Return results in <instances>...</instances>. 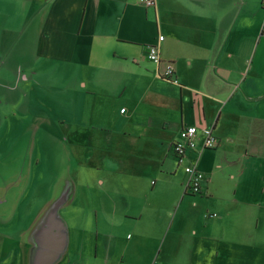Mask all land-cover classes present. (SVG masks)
<instances>
[{
  "label": "crops",
  "instance_id": "obj_1",
  "mask_svg": "<svg viewBox=\"0 0 264 264\" xmlns=\"http://www.w3.org/2000/svg\"><path fill=\"white\" fill-rule=\"evenodd\" d=\"M20 2L26 21L19 27L0 10V119L3 107L13 114L4 122L12 127L7 147L0 142V166L9 162L0 205L26 197L36 177L37 194L50 196L34 221L52 223L44 250L52 264H95L106 247L114 264L253 257L245 227L258 231L264 216L263 0ZM153 44L161 62L148 58ZM169 63L174 80L163 77ZM187 125L198 127V147L180 162L173 143ZM205 126L218 137L214 148L203 147ZM187 165L205 174L199 194L186 190ZM17 202L14 210L25 198ZM70 207L95 214L84 247L68 243ZM11 213L0 216L6 225ZM34 223L5 233L14 264H24L17 246L26 255ZM257 256L264 264V250Z\"/></svg>",
  "mask_w": 264,
  "mask_h": 264
},
{
  "label": "rangeland",
  "instance_id": "obj_2",
  "mask_svg": "<svg viewBox=\"0 0 264 264\" xmlns=\"http://www.w3.org/2000/svg\"><path fill=\"white\" fill-rule=\"evenodd\" d=\"M7 8L8 12L6 15V21L9 25V27H19V25H21L23 23V21H26L25 16L21 17L19 16V13H21L22 9H21V2L20 0H6L4 1L1 5H0V10L1 8ZM4 11L2 10L0 13H3ZM3 19V17H2ZM3 22V21H2ZM1 113H2V117L0 119V142L1 145L3 146V148H6V144H4V142H7L8 138H11L12 136V127H10V130L7 129V126L5 125L4 122L7 121H11L13 120V114L7 112L5 110V108L3 107L1 109ZM10 115L9 118H7V116ZM11 134V136H7ZM6 146V147H4ZM52 158L53 161L49 162L46 164V172L49 174L50 179L52 177V175H54V168H55V163L54 160L56 158L57 155V150L56 149H52ZM56 150V154L54 155V152ZM40 149L36 148L34 154H39ZM14 153V152H13ZM16 153V152H15ZM64 155V154H63ZM60 156V154H59ZM69 162L67 161V158L62 159V168H60L59 174L63 175L64 172L62 170H64V168L66 167V163ZM0 166V173L1 170H7L9 167V162H2ZM36 174L37 171H34ZM63 172V173H62ZM37 175V174H36ZM58 175V173H56V176ZM9 181V177L7 176V174L0 176V192H5L6 188L4 185H6V181ZM49 180V179H48ZM34 181H36L35 185H30L28 187L29 189V194H26V197L23 195L19 196V198H17L16 200L19 202L20 200L23 201V199L25 198V202H22V206L20 207V209L14 210V204L15 201L13 199L14 196L10 197L9 203L7 205L5 204H1L0 205V216H4L6 218V215L8 216V214L11 216H9L8 218L10 220H12V224L11 225H6V220H4L2 217H0V264H14V262L16 261V259L18 257H15V253L14 255L11 257L8 255L6 256V250H4V244L5 241L3 238H5V233H15L18 232V229H24L27 230L29 229L30 225L33 224L37 219V216L40 214L41 211V207L43 206V202L46 198L50 197V196H45L41 197L39 194H37L36 190H37V179L36 177H34ZM50 181V180H49ZM48 182V181H47ZM53 181H51L52 183ZM12 199V200H11ZM14 200V201H13ZM193 200V199H192ZM17 202V203H18ZM187 203V201L185 202ZM188 203H190V200L188 201ZM13 204V205H11ZM12 207V209H11ZM190 208H194V207H190ZM19 210V211H17ZM90 212V211H89ZM261 214L264 215V210H260ZM64 215L66 216L67 220L70 222V228L71 230H68V234L70 236V241L68 242L71 248H74L75 246L77 247H84L86 246V242L88 238H93V233L97 228V225H94L95 223V214H93L92 212L90 213H81L79 211H76L73 208H69L66 209L64 208ZM45 216V215H44ZM43 216V217H44ZM198 224V223H197ZM129 227V226H128ZM124 227L127 231H132L133 228L131 227ZM255 224H249V227H245V229L249 228V234L247 233L246 235L248 236L247 242L250 243L251 248L255 249V254L253 257H247V256H243L242 259H244L246 264H253V260H254V264H260L261 262V258L257 256V250L258 249H262L264 250V216L260 219V223L258 226V231H255ZM52 223L50 222H35L34 226L32 227V229L30 230V232L34 231V235L32 234V240L30 242V244L28 246H26V255H24V250L22 251L21 247H19V245L17 246V253L19 255H21L24 257V264H52L53 260H54V255L50 254L48 251H44L46 246L50 245V240L53 238L54 232H52ZM121 228L119 227L117 233L120 234L121 232ZM248 231V230H247ZM229 232L230 234H228L230 236V238H232L233 240L236 241L237 238V230L234 227H230L229 228ZM34 236V237H33ZM61 237V235H60ZM25 238V236H24ZM35 240V242H34ZM41 240V242H40ZM67 242V240H66ZM237 242V241H236ZM16 241H13V244H15ZM245 243V242H244ZM236 246V245H235ZM12 248V246H10ZM9 247V249H11ZM36 248H40L39 252H37ZM110 248L106 247V254L105 256H102L100 258H102L100 261H97V263L95 262V264H114L116 263L117 260V256L113 255L112 257H110ZM119 249V248H118ZM47 250V249H46ZM109 250V253L107 252ZM10 255H12V252L10 253ZM110 257V258H109ZM234 257V256H233ZM264 257V256H263ZM91 259V258H90ZM90 259H88L85 262H79V263H75V264H92L90 261ZM236 260V259H235ZM244 261H239L238 260V264H244ZM65 262V261H64Z\"/></svg>",
  "mask_w": 264,
  "mask_h": 264
},
{
  "label": "built area",
  "instance_id": "obj_3",
  "mask_svg": "<svg viewBox=\"0 0 264 264\" xmlns=\"http://www.w3.org/2000/svg\"><path fill=\"white\" fill-rule=\"evenodd\" d=\"M156 0H142V2L149 7L154 6ZM262 5L264 6V0ZM159 39L164 40V36L160 35ZM148 58L153 62H161L158 45H151L148 49ZM163 77L174 80V68L169 63L167 70L164 72ZM125 109L123 108L122 111ZM201 132L204 134L205 141H203V147L214 148L217 145L218 137L214 134L212 127L205 126ZM199 130L197 126L187 125L180 131L179 140L174 141V149L180 162L183 161L187 151L191 149L195 150L198 147ZM186 172L189 174L186 190L190 194H199L202 191L203 182L205 180V174L196 166L187 165Z\"/></svg>",
  "mask_w": 264,
  "mask_h": 264
}]
</instances>
